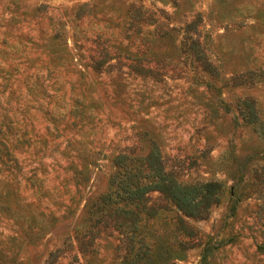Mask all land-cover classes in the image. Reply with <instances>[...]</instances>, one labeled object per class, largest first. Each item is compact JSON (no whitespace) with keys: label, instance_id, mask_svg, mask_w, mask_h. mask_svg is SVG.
I'll use <instances>...</instances> for the list:
<instances>
[{"label":"rangeland","instance_id":"obj_1","mask_svg":"<svg viewBox=\"0 0 264 264\" xmlns=\"http://www.w3.org/2000/svg\"><path fill=\"white\" fill-rule=\"evenodd\" d=\"M9 124L0 264H264V0H0ZM154 146L220 199L195 218L151 190L132 233L101 194Z\"/></svg>","mask_w":264,"mask_h":264},{"label":"trees","instance_id":"obj_2","mask_svg":"<svg viewBox=\"0 0 264 264\" xmlns=\"http://www.w3.org/2000/svg\"><path fill=\"white\" fill-rule=\"evenodd\" d=\"M100 65V61H95L94 66ZM256 118V113H249L250 120ZM10 128L11 124L6 126L5 132L0 130V147L7 149V160L14 162L17 157L10 154L8 146H17L22 141L16 136H9ZM113 162L116 168L109 175L111 189L101 194V197L102 199H111L112 196H117L119 200L129 206H122L123 214H118L114 222L128 228L132 233L138 229L137 222L140 219V211L154 215L160 206L156 203L147 204L151 190H158L157 197L165 200V206L170 202L184 215L195 218L205 217L210 204L220 199L216 182H207L205 186H201L203 184H188L179 181L175 176L176 170L165 167L164 160L156 146L140 156L119 152L114 156ZM80 173L75 182L85 180V175ZM178 219L180 222H184L182 216ZM92 231V228L88 229V232ZM189 231L194 232V229L190 228Z\"/></svg>","mask_w":264,"mask_h":264}]
</instances>
